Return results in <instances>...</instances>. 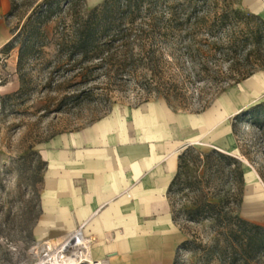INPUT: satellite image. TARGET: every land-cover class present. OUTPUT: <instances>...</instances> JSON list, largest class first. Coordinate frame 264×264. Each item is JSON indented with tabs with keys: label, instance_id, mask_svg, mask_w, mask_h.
<instances>
[{
	"label": "rangeland",
	"instance_id": "rangeland-1",
	"mask_svg": "<svg viewBox=\"0 0 264 264\" xmlns=\"http://www.w3.org/2000/svg\"><path fill=\"white\" fill-rule=\"evenodd\" d=\"M41 1L0 0V264H36L38 253L46 261L52 257L46 246L51 238L48 234L37 235L35 231L39 224L44 172L39 151L46 142L88 126L116 107L133 108L158 98L165 100L148 90L150 75L145 77L142 71L124 79L94 76L89 84H80L79 72L73 70L75 64L58 53V44L69 35L74 15L87 14L103 0L63 3V12L45 27L47 41L42 54L25 63L21 80L18 48L8 52L3 48ZM235 7L264 20V13L256 11L245 0H236ZM168 59L163 84L175 90L170 101L173 108L180 113L197 115L195 111L211 104L203 117L212 131L199 144L190 146L195 148L190 159H198V153H209L219 142L231 148L227 151L241 158L245 171L242 202L237 213L246 222L264 227V131L248 123L238 124L236 133L233 127L237 112L264 102V47L251 60L256 71L234 85L196 81L192 71L204 61L188 58L184 51L171 53ZM218 64L226 71L227 63L220 60ZM190 170L192 176L198 175L194 173V166ZM226 189L237 192L239 188L232 184ZM190 199L186 194L174 197L177 208L190 206ZM178 226L184 241L190 243L178 252L175 264H230L220 261L219 254L226 244L212 222L179 220ZM76 230L70 229L62 238L57 237L60 241L57 253Z\"/></svg>",
	"mask_w": 264,
	"mask_h": 264
},
{
	"label": "trees",
	"instance_id": "trees-1",
	"mask_svg": "<svg viewBox=\"0 0 264 264\" xmlns=\"http://www.w3.org/2000/svg\"><path fill=\"white\" fill-rule=\"evenodd\" d=\"M235 1L103 0L87 14L74 15L69 35L58 44V53L75 64L73 70L79 72L84 85L94 76L124 79L142 71L145 77L150 75L148 90L163 96L173 108L170 101L175 90L163 84L171 53L184 51L188 58L204 61L194 66L191 74L200 83L234 85L256 71L251 60L264 47V20L237 9ZM72 2L42 0L4 46L6 52L18 48L21 80L25 63L36 60L46 46L45 27L63 12V3ZM220 60L228 64L226 71L218 64ZM240 123L264 131V102L235 116L234 133ZM194 149L189 146L179 155L178 172L168 191L174 221H210L226 244L220 261L262 264L264 227L246 222L237 213L245 185L242 162L216 149L190 159ZM191 166L198 175H191ZM232 184L239 188L237 192L226 189ZM180 194L191 197L190 206L177 208L174 197ZM189 243L184 241L179 250Z\"/></svg>",
	"mask_w": 264,
	"mask_h": 264
},
{
	"label": "crops",
	"instance_id": "crops-1",
	"mask_svg": "<svg viewBox=\"0 0 264 264\" xmlns=\"http://www.w3.org/2000/svg\"><path fill=\"white\" fill-rule=\"evenodd\" d=\"M245 2L264 13V0ZM204 113H180L158 98L50 139L39 151L36 234L52 240L82 227L100 263L175 264L184 236L168 191L179 155L212 131ZM213 148L231 151L220 142Z\"/></svg>",
	"mask_w": 264,
	"mask_h": 264
},
{
	"label": "bare ground",
	"instance_id": "bare-ground-1",
	"mask_svg": "<svg viewBox=\"0 0 264 264\" xmlns=\"http://www.w3.org/2000/svg\"><path fill=\"white\" fill-rule=\"evenodd\" d=\"M68 239L70 241L65 243L58 253L56 250L60 246V241L53 239L47 242L46 246L51 251L52 257L46 261L38 253V262L36 264H105L95 261L92 256L93 239L88 240L75 236H69Z\"/></svg>",
	"mask_w": 264,
	"mask_h": 264
},
{
	"label": "built area",
	"instance_id": "built-area-1",
	"mask_svg": "<svg viewBox=\"0 0 264 264\" xmlns=\"http://www.w3.org/2000/svg\"><path fill=\"white\" fill-rule=\"evenodd\" d=\"M73 236H75V237H80V238H86V239H88V240H91V238H87V237H85L84 236V232H83V228L82 227H80V228H78L75 232H74V234L72 235V237Z\"/></svg>",
	"mask_w": 264,
	"mask_h": 264
},
{
	"label": "water",
	"instance_id": "water-1",
	"mask_svg": "<svg viewBox=\"0 0 264 264\" xmlns=\"http://www.w3.org/2000/svg\"><path fill=\"white\" fill-rule=\"evenodd\" d=\"M241 112H242V111H241ZM238 114H239V113H238ZM216 150H218V151H220V152H223V153H225V154H228V155L234 156L235 158L241 160V158H239V157H237V156H235V155H233V154H231V153H229V152H224V151H221V150H219V149H216Z\"/></svg>",
	"mask_w": 264,
	"mask_h": 264
}]
</instances>
